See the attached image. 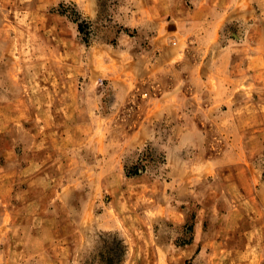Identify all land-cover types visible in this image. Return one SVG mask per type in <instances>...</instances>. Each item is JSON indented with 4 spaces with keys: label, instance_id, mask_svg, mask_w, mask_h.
<instances>
[{
    "label": "rangeland",
    "instance_id": "374dc122",
    "mask_svg": "<svg viewBox=\"0 0 264 264\" xmlns=\"http://www.w3.org/2000/svg\"><path fill=\"white\" fill-rule=\"evenodd\" d=\"M210 1L172 0V7L192 20ZM244 2L241 10L248 3L253 14L244 28L237 0H214L229 16L214 47L181 39L188 63L142 80L143 68L120 49L139 61L154 31L150 24L141 32L144 0H95L94 14L82 0H0V264H110L109 257L112 264H264V225L246 239L249 225L236 224L234 213L225 217L227 199L210 197L212 182L222 186L221 173L204 176L205 160L227 151L229 160L253 159L264 183V96L188 97L205 89L187 78L197 69L221 78L230 93L236 75L251 71L236 65L250 58L251 46L264 63V0ZM153 6L158 15L170 10L166 0ZM205 19L203 28L186 22L172 31L204 34L213 18ZM223 53L213 69L201 63ZM240 88H252L251 80ZM158 100L166 107L149 122L152 137L129 139L154 117ZM211 100L222 105L226 128L211 122ZM213 201L224 206L215 209ZM197 219L204 223L199 233Z\"/></svg>",
    "mask_w": 264,
    "mask_h": 264
},
{
    "label": "crops",
    "instance_id": "0c3cea01",
    "mask_svg": "<svg viewBox=\"0 0 264 264\" xmlns=\"http://www.w3.org/2000/svg\"><path fill=\"white\" fill-rule=\"evenodd\" d=\"M156 1H163V0H144L145 2V9H141L140 12V26H141V32H143V29L148 28L152 24L154 27L153 32L147 35L148 43L145 45V47L141 48V51L139 53V61L137 59H133L132 63V54L129 52V48L120 49V52H123V56L125 61H131L132 65H139L143 69L141 70V76L142 80H154L158 77V75H161L167 66H174V65H184L188 63V57L186 55V49L183 46L180 41L181 39H189L190 43L198 44L200 41L209 40V42H213L218 32L221 30V28L228 22V12L227 9L217 7L214 3V0L210 1L211 9L204 11L206 8L202 5L197 7L194 11H192L191 17L192 20H188V14H190L188 11L180 10V13H177V10L175 7H172L173 3L172 0H166L168 2V5L170 7V10H167L166 16L164 14H157L154 10V3ZM244 0H237L236 4V20L237 22L241 21V26L244 28L246 26V22L250 21L253 14L250 12V6H246V12L241 10V8L244 7ZM82 8L85 10V12L95 13L96 11V3L95 0H82ZM213 13V14H211ZM169 14V15H168ZM164 16V17H163ZM213 18L208 24L207 30L204 32H187V31H181V33L174 34L173 28L174 26L183 27L184 29L187 28V24L184 25V23L188 22L190 24V28H194V25L196 26V29L203 28L206 24L207 17ZM163 17V18H162ZM169 18L171 20H169ZM175 18V19H174ZM243 19V20H241ZM153 21V22H151ZM183 23V24H182ZM184 25V26H181ZM131 25V24H129ZM210 25H212V28ZM254 29V28H253ZM253 31V30H252ZM174 35V36H173ZM189 35L191 38H189ZM172 37H174L172 39ZM174 40L176 43L171 44L169 41ZM178 40V41H177ZM124 41V40H123ZM212 42L209 44H206L204 47L207 50L212 49L214 46L212 45ZM186 44V43H185ZM252 54L248 60H244V58L237 59V69L238 68H244L247 66V69H251V71L242 69L243 71L239 73V75H236L234 81L236 83L237 88L235 90L231 91L230 93H227L226 91L220 87L221 85V78H216V76H213L212 74H204L202 75H196L197 73H200L201 71L195 70L193 72V76L190 77L187 76L188 80L190 82L198 81L201 82L200 87L204 86L203 88H196L193 89L192 92L189 91L188 97H202L203 95H207L211 98H218L222 96L227 95H234V96H249V97H259L264 96V85L261 87V80L264 81V70L261 71V67H263V64H260L258 62L257 56H259V52H256L257 46H251ZM242 49H244V46H242ZM243 51V50H242ZM259 51V50H258ZM206 54V52H205ZM122 55V54H121ZM224 55L226 53H223L221 57L217 58H203L201 63H204V65H210L213 69L216 67V65L224 58ZM206 61V62H205ZM246 62V64H245ZM197 71V72H196ZM245 72V73H244ZM199 77V78H198ZM262 77V78H261ZM220 79V80H218ZM248 79L251 80V86L252 88L247 89H241V87L244 86V82ZM212 82H216L214 84L215 87H213ZM218 82V86H217ZM220 87V88H219ZM207 90V91H205ZM178 97H186L187 95L182 90L177 91ZM125 100H121L122 103H124ZM159 101V102H158ZM155 102L154 106L151 107V112L154 114V117L149 118V116L146 118L148 121V124H146L145 118L140 123L138 130L133 133V135L129 138L133 141H146L147 139L152 137V132L150 131V120L152 119L155 121L160 116L159 114L161 111L165 110L166 107L163 102H160L158 100ZM209 105V111L211 114L215 113L217 114L214 118L211 119V122L214 124L216 128H226V120L223 118V115L225 111L222 108V105H220V102L217 100H211ZM182 106L177 105V109L179 111H183L181 108ZM240 107H243V105H240ZM254 105L252 104V116L250 119L252 120L251 127L253 128V132H256L261 130L260 123H259V115L257 114L254 117ZM238 107L235 106V110L237 113ZM163 115V114H162ZM236 120H241V117L235 116ZM255 119V120H254ZM189 120L186 119V127H190V124L188 123ZM255 121V122H254ZM249 123V122H248ZM244 125L243 127H250L249 125ZM206 167H205V174L206 177H211L209 180H213V176L216 173H221L222 177V186H214L217 185L214 182H212V186L209 188V193H211L210 197L214 198L215 195L224 196L227 200H225L228 204V208H230V211L225 217H232L233 213L237 215V222L236 224L240 225H249V228L246 229L243 233L245 234L246 239H252L251 237L247 236L254 232V229L258 226L264 225V222L260 221L261 217L258 216V209H259V202L262 203V210H264V183L260 182V176H259V167L254 163L253 159L248 158L246 155L244 157L239 158H232L229 160V156L227 155V151H225L221 156L216 155H210L206 160ZM221 169V170H220ZM221 186V187H220ZM220 191V192H219ZM215 194V195H214ZM223 200V199H222ZM212 207L215 209H220V207L224 206V202L219 204L217 201H213ZM218 207V208H217ZM231 208L233 210H231ZM204 226V223L201 222L199 219H197L195 229L198 231L201 228V226ZM227 225V223H226ZM199 228V230H198ZM258 230V229H257ZM257 230H255L257 232ZM255 232V233H256ZM197 240V239H195Z\"/></svg>",
    "mask_w": 264,
    "mask_h": 264
},
{
    "label": "trees",
    "instance_id": "16d2710c",
    "mask_svg": "<svg viewBox=\"0 0 264 264\" xmlns=\"http://www.w3.org/2000/svg\"><path fill=\"white\" fill-rule=\"evenodd\" d=\"M78 28H79L80 31L82 30L81 25H79ZM118 244H119V243H118ZM120 244H121V242H120ZM123 248H124V253H125V247L123 246ZM111 253H112V252H111ZM111 253H109V256H110V255L113 256V254H111ZM112 262H113V259L109 257V263L112 264Z\"/></svg>",
    "mask_w": 264,
    "mask_h": 264
}]
</instances>
